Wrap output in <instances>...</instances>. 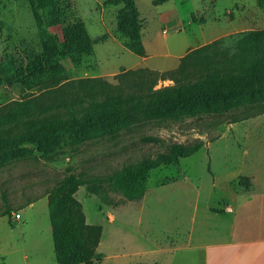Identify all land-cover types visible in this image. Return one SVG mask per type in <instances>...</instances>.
<instances>
[{"label": "rangeland", "instance_id": "rangeland-1", "mask_svg": "<svg viewBox=\"0 0 264 264\" xmlns=\"http://www.w3.org/2000/svg\"><path fill=\"white\" fill-rule=\"evenodd\" d=\"M42 3L44 0H0V120L17 109L15 101L42 99V95L50 98L51 91L60 86L67 94L62 99L82 98L87 93L84 85H67L76 79H103L111 86L106 89L110 95L117 92L115 85L130 93L128 85L135 80L143 81L145 87L151 85L156 72L161 73L148 67L138 68L153 71V76H115L130 70L126 66L137 59L127 47L135 25L139 35L155 42L150 53L156 54L153 60L165 69L177 62L166 55V42L171 52L178 54L189 44L214 38L203 45L218 41V51L227 52L228 59L238 53L234 45L239 36L264 30V0ZM37 16L58 46L52 52L53 62L44 63L43 74H37L40 53L46 51ZM75 22L84 24L93 42L92 52L82 55L78 62L62 42V29ZM172 84L169 78L159 79L155 88ZM259 106L178 120L139 119L114 135L66 144L49 154L23 149L8 152L0 159V264H58L48 193L71 172L83 181L74 197L82 205L85 223L100 229L93 264H203V252L182 247L198 242L206 204L215 207L223 200H235L237 196L229 192L232 183L242 192L252 186L250 193L239 196L251 197L256 208L264 206L258 199L264 193V112H250ZM49 111L59 115L62 108ZM198 142L202 147L192 155L151 170L146 191L139 199H128L108 181L124 166L165 153L174 143L189 146ZM213 175L218 184L212 190ZM242 211L251 218L249 222H264V218L259 219V210L255 215L247 208ZM13 213H19L20 218Z\"/></svg>", "mask_w": 264, "mask_h": 264}, {"label": "trees", "instance_id": "trees-1", "mask_svg": "<svg viewBox=\"0 0 264 264\" xmlns=\"http://www.w3.org/2000/svg\"><path fill=\"white\" fill-rule=\"evenodd\" d=\"M44 3H52V0H44ZM38 18V30L46 51L40 53L41 65L37 74H43L44 63L53 62L52 52H56L58 46ZM134 32L127 47L142 56L145 49L136 25ZM62 42L76 62L93 50V42L82 22L63 28ZM212 43L190 50L179 58L176 68L162 71L159 75L156 72V78L149 86L145 87L141 80L132 81L128 85L130 93H124L121 85H115L117 92L107 94L106 89L111 87L108 82L87 78L67 84L84 85L87 93L82 98L62 99V95L67 94L60 86L51 91L53 96L48 93L50 98L42 95V99L15 101L17 109L0 120V159L16 149L49 154L66 144L76 145L92 137L114 135L139 119L161 121L165 118L178 120L218 115L250 105H260L251 113L264 112V30H251L239 36L234 45L238 53L232 58L226 59L227 52L218 51V41ZM206 59L208 62L205 63ZM202 66L204 68L201 69ZM139 73L146 76L155 74L146 68H138L115 76L123 78ZM165 78L171 79L173 84L155 88L157 81ZM50 108H62V112L50 114ZM18 128L20 131H12ZM201 147V142L189 146L174 143L165 153L143 159L135 166H124L108 177V181L128 199H139L146 191L151 170L176 164L180 158L192 155ZM82 184L80 176L71 172L48 193L54 257L58 264H93L100 229L85 223L82 205L74 197ZM6 213H10L9 208Z\"/></svg>", "mask_w": 264, "mask_h": 264}, {"label": "crops", "instance_id": "crops-1", "mask_svg": "<svg viewBox=\"0 0 264 264\" xmlns=\"http://www.w3.org/2000/svg\"><path fill=\"white\" fill-rule=\"evenodd\" d=\"M232 31L233 30L217 34L214 37L224 36ZM153 38H155V36ZM165 38H167L166 35ZM141 39L145 49V56L134 54L137 59L131 65L126 66V68L134 69L138 67H148L152 70L162 72L173 69L178 64L180 57L187 54L190 50L210 42L214 38L196 44H189L178 54L171 52L172 49L166 42L165 45H163L164 49L167 51L166 55L173 59H177L175 66L168 69L159 66L161 63L153 60L152 56H156V54L152 55L150 51H154L155 42H150L148 39L146 40L143 34ZM156 45L159 46V42ZM212 178L211 187L213 190L217 188L218 182L214 179V175ZM236 188V185L230 183L229 192L237 196L235 198V203V200H223L218 203V206L213 207L208 203L202 208L203 215L199 222V233L201 236L197 239L198 242L191 246L182 247L183 249L187 247L203 252V264H264V222L260 224L249 222L251 218L248 216L247 212L243 213L242 211L243 208H247L255 215L257 213L256 210H259V219H263L264 206L259 208L254 207V205L251 204L252 198H246L245 196L240 197L239 195L242 191ZM253 189L254 188L250 186V188L242 193H250ZM258 196V199H260L259 201H262L263 204L264 193L261 192Z\"/></svg>", "mask_w": 264, "mask_h": 264}, {"label": "built area", "instance_id": "built-area-1", "mask_svg": "<svg viewBox=\"0 0 264 264\" xmlns=\"http://www.w3.org/2000/svg\"><path fill=\"white\" fill-rule=\"evenodd\" d=\"M13 216H14L16 219H19V218H20V214H19V213H13Z\"/></svg>", "mask_w": 264, "mask_h": 264}]
</instances>
